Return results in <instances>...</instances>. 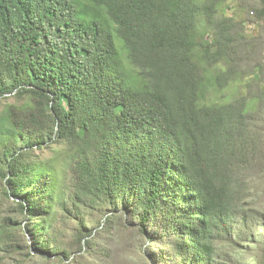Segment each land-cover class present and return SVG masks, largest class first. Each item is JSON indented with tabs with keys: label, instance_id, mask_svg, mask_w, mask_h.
I'll return each mask as SVG.
<instances>
[{
	"label": "trees",
	"instance_id": "obj_1",
	"mask_svg": "<svg viewBox=\"0 0 264 264\" xmlns=\"http://www.w3.org/2000/svg\"><path fill=\"white\" fill-rule=\"evenodd\" d=\"M0 197V264H264V0H0Z\"/></svg>",
	"mask_w": 264,
	"mask_h": 264
},
{
	"label": "rangeland",
	"instance_id": "obj_2",
	"mask_svg": "<svg viewBox=\"0 0 264 264\" xmlns=\"http://www.w3.org/2000/svg\"><path fill=\"white\" fill-rule=\"evenodd\" d=\"M248 31H250L251 27H248ZM50 151H44L43 155L44 156H49L50 155ZM9 216V215H13L12 209H11V205L9 204V202H7L6 200H4L2 197H0V222L3 220V218L5 216Z\"/></svg>",
	"mask_w": 264,
	"mask_h": 264
}]
</instances>
